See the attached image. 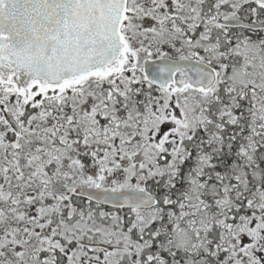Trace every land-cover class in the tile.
Returning <instances> with one entry per match:
<instances>
[{"label": "snow or ice", "instance_id": "obj_1", "mask_svg": "<svg viewBox=\"0 0 264 264\" xmlns=\"http://www.w3.org/2000/svg\"><path fill=\"white\" fill-rule=\"evenodd\" d=\"M0 264H264V0H0Z\"/></svg>", "mask_w": 264, "mask_h": 264}]
</instances>
